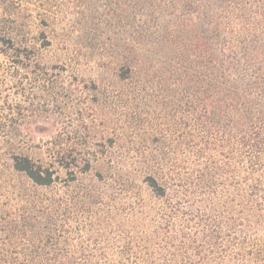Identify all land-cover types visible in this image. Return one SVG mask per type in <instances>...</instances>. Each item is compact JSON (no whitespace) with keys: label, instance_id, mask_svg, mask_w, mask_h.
Masks as SVG:
<instances>
[{"label":"rangeland","instance_id":"1","mask_svg":"<svg viewBox=\"0 0 264 264\" xmlns=\"http://www.w3.org/2000/svg\"><path fill=\"white\" fill-rule=\"evenodd\" d=\"M232 2L258 11L256 0H0V258L43 256L33 253L37 233L24 240L21 226L12 231L7 225L24 213L29 200L47 196L69 202L75 212L70 222L59 223L66 234L58 242L61 251L49 253L51 257L99 264L148 259L141 237L159 228L153 223L156 213L166 211L144 182L148 170L139 167L163 150L192 171L210 157H196V147L203 145L207 133L203 136L200 110L188 108L182 96L176 97L182 99L176 105L171 83L164 92L149 85L144 93L130 81L121 82L118 75L128 51H135L131 57L158 55L169 49L166 39L174 35L183 72L194 78L200 48L206 46L203 42L210 32L203 27V17H222L236 40L247 36V43L263 42L264 8L259 17L229 16L225 9ZM209 7L214 10L208 11ZM124 13L130 17H122ZM209 42V47L218 49L217 41ZM188 97L195 101L194 95ZM192 141L194 145L188 146ZM76 146L96 151L98 157L91 158L89 173L68 182L59 153ZM212 151L217 164L239 168L242 179L248 176L264 183V165L253 175L251 164L242 158L224 162L219 153L228 149ZM14 155L51 166L58 181L50 188H37L13 170ZM121 166L129 167L125 184L109 187L110 175L117 176ZM87 187L95 198L77 197ZM86 206L90 211L83 212ZM169 213L174 219L160 224L158 250L186 221ZM154 253L157 259L162 251Z\"/></svg>","mask_w":264,"mask_h":264},{"label":"trees","instance_id":"2","mask_svg":"<svg viewBox=\"0 0 264 264\" xmlns=\"http://www.w3.org/2000/svg\"><path fill=\"white\" fill-rule=\"evenodd\" d=\"M256 1L259 3L256 9L260 11L264 8V0ZM209 10L212 12L214 7ZM225 11L227 15L237 17H251V13L260 15L250 7L233 2ZM126 14L122 17H130ZM222 19L203 17V27L210 32L207 41L203 42L206 46L200 48L199 72L194 78L183 72L178 37L174 35L166 39L169 49L158 51V55L147 52L131 57L135 51H128V56L124 57L126 63L118 75L121 82L130 81L144 93L149 85H156L164 92L171 83L177 106L182 99L176 97L182 96L188 108L194 106L200 110L203 136L207 134L202 139L203 145L196 147V157L210 156L203 165L187 171L179 159L167 157L169 154L165 151L157 150L150 155L151 161L139 167L148 170L144 182L152 196L162 202L166 213L157 212L153 223L159 228L141 237L148 259L136 264H264V183L248 176L242 179L239 168L232 170L226 164H217L211 155L216 148H226L229 152L219 153L226 158L224 162L242 158L251 164L253 175L264 165V41L247 43L244 41L247 36L236 40L238 37L228 31ZM210 40L218 42V49L209 47ZM190 84L197 87L198 92L191 91ZM193 95L195 101L188 97ZM192 145L193 141L188 143V146ZM101 152L107 154L108 150ZM97 157L96 151L76 146L60 151L59 165L66 172L68 182H73L78 174L91 171V158ZM12 162L13 170L37 188L47 189L58 181L51 166L29 156L14 155ZM120 168L117 176L111 173L113 183L109 187L118 189L125 184L129 167ZM98 174L103 180V175ZM93 191L89 187L83 188L77 197L80 194L81 198H95ZM69 205L62 199L47 196L29 200L24 213L12 218L7 227L16 231L21 226L24 240L30 233H37L38 248L33 253L43 256L37 259L0 258V264H99L50 256L52 252L61 251L57 250L61 245L58 242L66 234L59 223L70 222L75 216ZM86 210L90 211V208L86 206L83 212ZM169 212L184 216L186 221L181 224L176 237L158 250L156 239L162 232L160 224L169 217L174 219ZM66 245L63 241L62 246ZM153 246L155 251H162L157 259L156 253L153 256L155 251L151 252Z\"/></svg>","mask_w":264,"mask_h":264}]
</instances>
